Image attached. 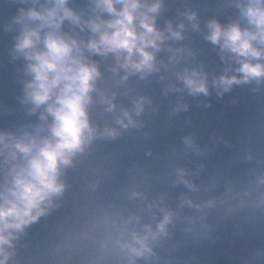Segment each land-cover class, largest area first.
Returning a JSON list of instances; mask_svg holds the SVG:
<instances>
[{"label":"clouds","instance_id":"clouds-1","mask_svg":"<svg viewBox=\"0 0 264 264\" xmlns=\"http://www.w3.org/2000/svg\"><path fill=\"white\" fill-rule=\"evenodd\" d=\"M20 2L7 28L18 30L13 57L24 59L28 77L21 102L37 120L16 131L0 130V264H19L27 229L58 207L67 187L66 172L95 141L142 126L137 117L151 105L148 96H133L131 107L117 103L119 87L130 78L145 80L171 71L175 80L166 93L186 89L193 96L209 94L210 86L223 95L237 84L264 82V0H233L240 10L237 19L205 22L204 38L219 47L225 64L211 80L203 65L182 64L196 55L175 43L186 38L188 24L169 19L159 26L165 0H88L84 8L74 6L73 0ZM181 16L193 31H203L196 11ZM98 106H103L102 113L113 114L115 126L93 120ZM187 108L181 100L174 111ZM194 144L192 137H185L186 147ZM259 182L264 184V177ZM174 183L198 190L182 167L176 169ZM129 198L144 204L135 211L121 207L107 212L83 227L75 246L80 264H157L159 249L172 236L184 207L199 210L216 204L215 199L197 203L182 194L173 208L164 196L149 199L139 190Z\"/></svg>","mask_w":264,"mask_h":264},{"label":"water","instance_id":"water-1","mask_svg":"<svg viewBox=\"0 0 264 264\" xmlns=\"http://www.w3.org/2000/svg\"><path fill=\"white\" fill-rule=\"evenodd\" d=\"M87 3L88 0H73L77 8H84ZM20 7V0H0V130L16 131L37 120L21 102L28 77L24 59L13 57L18 30L7 28ZM186 11L198 13L203 31L192 30L186 17L181 16ZM239 11L233 0H165L158 24L163 27L169 19L188 24L186 38L175 43L193 49L196 55L182 64L203 65L211 80L224 71L225 64L219 47L204 38V24L211 18L226 24L237 19ZM167 55L160 53L164 58ZM174 80V72L164 71L145 80L132 77L119 87L118 105L131 107L135 95L151 99V105L137 117L142 126L129 127L114 139L95 141L75 167L66 172L67 187L58 207L33 223L20 241L19 264H80L75 246L83 227L121 207L137 210L144 202L129 198L133 190L147 193L149 199L164 196L173 208L179 206L182 194L197 203L216 200L214 207L199 210L185 206L172 236L159 249L157 264H190L259 121L264 108V82L237 84L223 95L210 86L209 94L193 96L186 89L166 93L167 85ZM128 88L132 91L126 94ZM181 100L188 108L174 111ZM102 107L94 109L93 120L101 126L105 121L115 126L113 114L102 113ZM185 137L193 138L192 148L186 147ZM178 167L189 170L198 190L174 183ZM65 243L71 247H63Z\"/></svg>","mask_w":264,"mask_h":264}]
</instances>
